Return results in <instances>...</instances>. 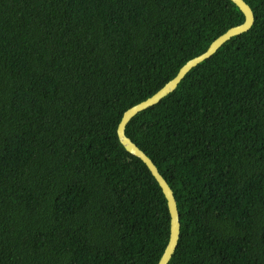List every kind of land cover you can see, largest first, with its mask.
I'll list each match as a JSON object with an SVG mask.
<instances>
[{
  "label": "trees",
  "instance_id": "trees-1",
  "mask_svg": "<svg viewBox=\"0 0 264 264\" xmlns=\"http://www.w3.org/2000/svg\"><path fill=\"white\" fill-rule=\"evenodd\" d=\"M126 134L173 190L168 264H264V0ZM245 15L232 0H0V264H158L165 194L117 134Z\"/></svg>",
  "mask_w": 264,
  "mask_h": 264
},
{
  "label": "water",
  "instance_id": "water-1",
  "mask_svg": "<svg viewBox=\"0 0 264 264\" xmlns=\"http://www.w3.org/2000/svg\"><path fill=\"white\" fill-rule=\"evenodd\" d=\"M243 12L245 19L242 23L230 27L227 31L219 35L203 53L189 59L178 71V73L170 79L166 84L156 91L153 95L146 98L145 100L131 106L128 108L117 127V134L120 142L123 144L125 149L131 154L140 158L149 168L152 175L158 181L161 186L165 197L167 199V205L170 212V236L168 243L164 249L162 256L160 257L158 264H168L172 258L175 249L178 244L180 237V219L179 211L177 208V202L173 193L172 188L160 173L158 167L153 162V160L126 134L125 128L130 119L135 116L140 111L145 110L146 108L153 106L158 103L163 97H165L170 92L174 91L179 84V82L184 78V76L199 63L210 58L219 47L229 40L232 36L238 35L242 32H245L251 28L254 23L255 16L251 6L245 0H232Z\"/></svg>",
  "mask_w": 264,
  "mask_h": 264
}]
</instances>
